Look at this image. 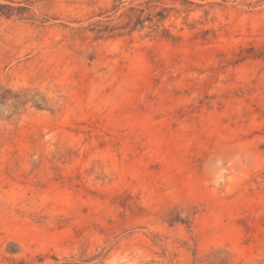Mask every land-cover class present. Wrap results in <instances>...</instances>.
<instances>
[{
	"label": "rangeland",
	"instance_id": "obj_1",
	"mask_svg": "<svg viewBox=\"0 0 264 264\" xmlns=\"http://www.w3.org/2000/svg\"><path fill=\"white\" fill-rule=\"evenodd\" d=\"M0 264H264V0H0Z\"/></svg>",
	"mask_w": 264,
	"mask_h": 264
}]
</instances>
